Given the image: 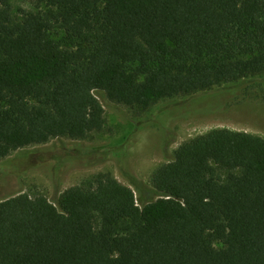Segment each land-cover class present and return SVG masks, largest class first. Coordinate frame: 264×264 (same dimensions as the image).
I'll list each match as a JSON object with an SVG mask.
<instances>
[{
    "label": "trees",
    "instance_id": "16d2710c",
    "mask_svg": "<svg viewBox=\"0 0 264 264\" xmlns=\"http://www.w3.org/2000/svg\"><path fill=\"white\" fill-rule=\"evenodd\" d=\"M36 1L62 10L68 44L0 0V186L15 153L104 132L100 97L148 111L264 78V0ZM151 184L160 198L143 208L111 174L66 191L60 209L0 193V264H264L263 137H197Z\"/></svg>",
    "mask_w": 264,
    "mask_h": 264
},
{
    "label": "rangeland",
    "instance_id": "374dc122",
    "mask_svg": "<svg viewBox=\"0 0 264 264\" xmlns=\"http://www.w3.org/2000/svg\"><path fill=\"white\" fill-rule=\"evenodd\" d=\"M10 6L16 19L27 14L44 17L53 37L68 44L62 10L36 0H10ZM100 101L106 112L104 132L80 141L55 139L15 153L2 162L15 169V177L0 186V193L45 196L60 209L66 191L95 187L100 176L111 174L136 193L143 208L160 198L152 188V176L174 160L184 143L218 129L264 138V78L260 77L167 99L148 111L129 109L104 97ZM77 149L84 152L78 154Z\"/></svg>",
    "mask_w": 264,
    "mask_h": 264
}]
</instances>
